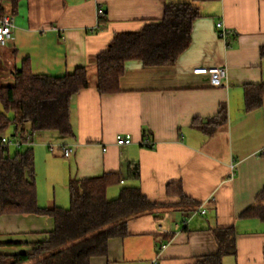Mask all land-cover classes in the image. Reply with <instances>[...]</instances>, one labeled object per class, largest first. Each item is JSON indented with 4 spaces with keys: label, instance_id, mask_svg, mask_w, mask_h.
Here are the masks:
<instances>
[{
    "label": "crops",
    "instance_id": "crops-1",
    "mask_svg": "<svg viewBox=\"0 0 264 264\" xmlns=\"http://www.w3.org/2000/svg\"><path fill=\"white\" fill-rule=\"evenodd\" d=\"M177 1H20L13 38L0 46L1 84L14 86L13 70L27 65L56 77L87 66L91 75V86L72 101L75 136L59 140L73 154L51 151L48 133L31 148L38 204L68 208L73 179L120 174L108 187L109 199L139 187L159 207L129 220L128 233L91 264H214L205 261L220 252L215 229L236 232L237 252L222 264H264V221L243 215L264 189V102L248 110L245 97L246 86L264 83V0L203 2L191 45L174 64L128 60L117 92L96 86L97 56L115 34L160 21ZM100 9L106 24L99 22ZM218 22L231 31L227 39ZM201 66H226L224 85L193 72ZM223 106L227 120L219 124ZM118 134H131L133 142L118 145ZM147 137L153 147L143 145ZM55 227L48 215H0V259L30 253Z\"/></svg>",
    "mask_w": 264,
    "mask_h": 264
},
{
    "label": "trees",
    "instance_id": "trees-1",
    "mask_svg": "<svg viewBox=\"0 0 264 264\" xmlns=\"http://www.w3.org/2000/svg\"><path fill=\"white\" fill-rule=\"evenodd\" d=\"M21 0H0V19L18 12ZM178 0L166 6L160 21L148 22L143 29L116 33L108 48L96 59V86L101 93L119 90L120 79L128 60L139 59L147 65L174 64L192 42L195 21L201 16L203 2ZM100 24L107 23L99 11ZM264 56V47L262 48ZM14 86L1 84L0 133L14 126L16 135L28 132L55 134L61 139L75 136L72 124V101L82 89L91 86L87 66H79L62 77L35 73L28 65L13 70ZM246 107L252 110L264 102V83L246 86ZM219 124L227 120V108L220 110ZM216 118L211 119L214 122ZM32 147L0 152V215L21 213L48 215L56 227L46 241L30 253L2 256V264H91L93 258L108 254L112 239L128 233L134 217L153 213L159 204L139 187H125L118 198L109 199L108 187L121 180L120 174H105L70 183L71 205L41 207L33 177ZM135 175L139 173L134 172ZM187 199L184 198L183 202ZM243 215L264 221V189ZM220 252L205 262L222 264V257L236 254L234 229H215Z\"/></svg>",
    "mask_w": 264,
    "mask_h": 264
},
{
    "label": "built area",
    "instance_id": "built-area-1",
    "mask_svg": "<svg viewBox=\"0 0 264 264\" xmlns=\"http://www.w3.org/2000/svg\"><path fill=\"white\" fill-rule=\"evenodd\" d=\"M14 26V17L12 15L7 14L2 19H0L1 47L7 46L12 40ZM217 29L219 36L224 39H227L231 33V31L227 27H225L223 22L217 23ZM193 72L199 75H208L214 86H223L224 80L227 77L226 66H201L195 68ZM41 133L42 132H28L23 135L15 134L14 137L6 135L5 133H0V152L3 150L11 149L12 147L16 149H21L22 147H33L34 144H37L38 136H40ZM116 141L120 146L129 145L133 142V137L131 134H118ZM143 145L147 147H153L155 143L153 139L147 137L143 140ZM48 146L49 149L53 152L61 149L65 157H70L74 152L73 147L64 144L56 145L53 143H49ZM198 212L205 214L207 213V210L200 208ZM185 223H187V219L185 220ZM151 264H159V259L152 261Z\"/></svg>",
    "mask_w": 264,
    "mask_h": 264
},
{
    "label": "rangeland",
    "instance_id": "rangeland-1",
    "mask_svg": "<svg viewBox=\"0 0 264 264\" xmlns=\"http://www.w3.org/2000/svg\"><path fill=\"white\" fill-rule=\"evenodd\" d=\"M5 134L6 135H9V136H11V137H14L15 136V128H14V126H10L9 128H8V130H6L5 131ZM52 136H51V139L48 141V142H46L47 144H49V143H53V144H58V145H61L62 143H60L59 142V140H60V138L57 136V135H55V134H51ZM38 139H39V136H38ZM23 148H25V147H22L21 149H23ZM12 154H14V147H12ZM58 150H61V149H58ZM62 151V150H61Z\"/></svg>",
    "mask_w": 264,
    "mask_h": 264
}]
</instances>
